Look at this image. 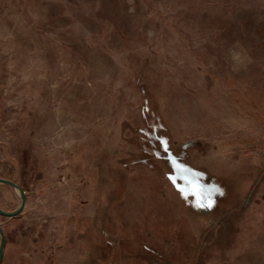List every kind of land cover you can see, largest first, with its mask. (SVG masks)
Returning <instances> with one entry per match:
<instances>
[{
    "label": "rangeland",
    "instance_id": "374dc122",
    "mask_svg": "<svg viewBox=\"0 0 264 264\" xmlns=\"http://www.w3.org/2000/svg\"><path fill=\"white\" fill-rule=\"evenodd\" d=\"M0 178L1 264H264V0H0Z\"/></svg>",
    "mask_w": 264,
    "mask_h": 264
},
{
    "label": "water",
    "instance_id": "95a60500",
    "mask_svg": "<svg viewBox=\"0 0 264 264\" xmlns=\"http://www.w3.org/2000/svg\"><path fill=\"white\" fill-rule=\"evenodd\" d=\"M3 181V182H9L11 183L12 185L18 187L20 189V192H21V195H22V203L21 205L14 211H6L4 209H2L0 207V211L4 214H7V215H17L18 213H20L22 211V209L24 208L25 204H26V200H27V195L24 191V189L22 188V186L11 180V179H8V178H0V182ZM0 234H1V238H2V241H1V246H0V264L2 262V259H3V255H4V248H5V232L2 228V226L0 225Z\"/></svg>",
    "mask_w": 264,
    "mask_h": 264
},
{
    "label": "snow or ice",
    "instance_id": "6c2138e0",
    "mask_svg": "<svg viewBox=\"0 0 264 264\" xmlns=\"http://www.w3.org/2000/svg\"><path fill=\"white\" fill-rule=\"evenodd\" d=\"M201 206H207V207H212V201H209L206 205L205 204H201Z\"/></svg>",
    "mask_w": 264,
    "mask_h": 264
}]
</instances>
